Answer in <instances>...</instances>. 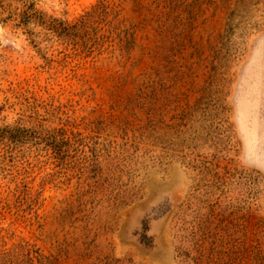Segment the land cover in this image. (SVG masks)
Listing matches in <instances>:
<instances>
[{
	"label": "rangeland",
	"instance_id": "1",
	"mask_svg": "<svg viewBox=\"0 0 264 264\" xmlns=\"http://www.w3.org/2000/svg\"><path fill=\"white\" fill-rule=\"evenodd\" d=\"M0 264H264V0H0Z\"/></svg>",
	"mask_w": 264,
	"mask_h": 264
}]
</instances>
